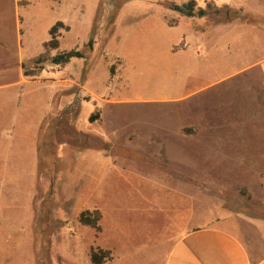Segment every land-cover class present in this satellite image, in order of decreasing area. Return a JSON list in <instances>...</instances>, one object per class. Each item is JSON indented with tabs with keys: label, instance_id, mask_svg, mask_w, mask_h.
I'll use <instances>...</instances> for the list:
<instances>
[{
	"label": "rangeland",
	"instance_id": "rangeland-1",
	"mask_svg": "<svg viewBox=\"0 0 264 264\" xmlns=\"http://www.w3.org/2000/svg\"><path fill=\"white\" fill-rule=\"evenodd\" d=\"M188 1L192 16L171 9ZM18 2L24 10L14 12V25L13 1L0 0V85L23 79L29 110L40 99L43 118L35 170L25 184L0 188V264L82 261L98 234L79 224L83 209L118 211L131 222L134 210L154 202L161 229L180 212L184 224L186 207L188 227L241 214L264 220V171L257 170L264 166V77L253 65L264 56V0ZM121 10L126 42L147 33L148 17L161 15L169 31H179L173 50H189L176 74L123 61L115 37ZM57 21L68 29L58 27V48L45 50ZM70 49L86 57L50 62ZM232 158L240 179L229 176ZM176 236L166 235L163 246Z\"/></svg>",
	"mask_w": 264,
	"mask_h": 264
},
{
	"label": "crops",
	"instance_id": "crops-1",
	"mask_svg": "<svg viewBox=\"0 0 264 264\" xmlns=\"http://www.w3.org/2000/svg\"><path fill=\"white\" fill-rule=\"evenodd\" d=\"M12 1V19L15 25L14 12L24 10V7L18 0ZM27 1L34 4L42 2ZM127 14L126 10H121L116 19L115 37L122 41L120 47H124L123 50L119 48L117 54L126 64L130 63L138 69H151L156 66L163 67L166 75L176 74L182 68L178 63L179 59L189 50H173V45L183 39L179 31H169L161 15L157 16L158 21L156 17H148L147 33L135 35L126 42L127 38L121 34L118 24L125 15L126 19L121 25L126 23ZM140 14L143 17L149 13ZM150 48L155 50L152 56L145 54ZM253 65L260 68L264 77V56ZM22 81L23 79H19L0 85V188L25 184L28 172L34 171L36 166V136L43 118V101L35 98V105L29 110L27 87ZM183 95L184 92L173 100ZM262 122L264 123V118ZM232 156L234 157V154ZM232 159L229 176L240 179V175L234 174L240 165ZM257 170L264 171V166ZM146 181L153 187H172L160 184L158 186L155 180ZM244 182L246 185L247 180L244 179ZM147 203V207H138L137 211L132 212L131 222L118 211H100L101 231L85 245L88 254L82 256V261L77 260L78 263L72 264H93L89 257L92 246L111 251L112 259L105 264H264V220L241 214L240 219L235 216L220 217L221 219L212 225L188 227L186 207L183 211L184 224L181 223L180 212L175 218L170 217L163 226L164 229H161L155 219L156 203ZM158 210L163 209L158 207ZM156 233H160L159 237ZM172 233L177 235L176 238L169 242L168 246H163L166 235Z\"/></svg>",
	"mask_w": 264,
	"mask_h": 264
},
{
	"label": "trees",
	"instance_id": "trees-1",
	"mask_svg": "<svg viewBox=\"0 0 264 264\" xmlns=\"http://www.w3.org/2000/svg\"><path fill=\"white\" fill-rule=\"evenodd\" d=\"M171 9L183 16H192L193 12V1H188L182 4H175L171 5ZM58 27H64L61 21H57L54 25H52L48 31L50 38L44 42L43 46L44 49H56L59 46V33ZM68 29L67 26L64 27ZM87 46L89 52L92 50L93 46V38L90 37L87 41ZM86 57L85 54L79 49H70V50H63L57 52L53 55L50 59V62L55 65H64L67 64L72 58H83ZM112 68L110 67L109 72L112 74ZM99 108H96L94 112L89 116L88 120L90 122L98 119L99 116ZM100 219H101V212L99 209H83L79 212L77 220L80 225L88 226L94 229L96 232L101 231L100 226ZM89 257L93 264H105L107 261L112 259L111 251L102 249L98 246H92L89 251Z\"/></svg>",
	"mask_w": 264,
	"mask_h": 264
}]
</instances>
